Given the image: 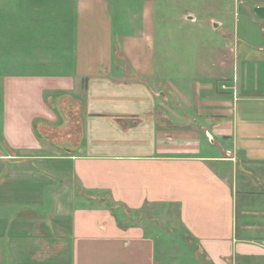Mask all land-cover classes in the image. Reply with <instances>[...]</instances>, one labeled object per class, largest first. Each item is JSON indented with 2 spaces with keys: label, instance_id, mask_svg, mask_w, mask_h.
<instances>
[{
  "label": "crops",
  "instance_id": "0c3cea01",
  "mask_svg": "<svg viewBox=\"0 0 264 264\" xmlns=\"http://www.w3.org/2000/svg\"><path fill=\"white\" fill-rule=\"evenodd\" d=\"M156 2L0 0L6 264H157L163 223L264 264V46Z\"/></svg>",
  "mask_w": 264,
  "mask_h": 264
},
{
  "label": "rangeland",
  "instance_id": "374dc122",
  "mask_svg": "<svg viewBox=\"0 0 264 264\" xmlns=\"http://www.w3.org/2000/svg\"><path fill=\"white\" fill-rule=\"evenodd\" d=\"M166 1V2H165ZM249 1V2H246ZM256 0H157L156 15L157 21L163 25H170L171 28L177 29L178 37L184 38L187 34V28L178 31L177 24L185 22L182 18L183 11L187 8L195 10L199 17H215L223 19L228 23L230 28H236L238 40L242 45H246L247 51L252 47L258 49V44L264 46V5L256 7ZM165 7V9H163ZM261 16V17H260ZM199 32V31H198ZM179 43V41H178ZM3 44V42H2ZM4 45V44H3ZM250 52V51H249ZM35 69V68H32ZM31 69V70H32ZM37 122V121H36ZM75 127H71L76 128ZM75 133V130H74ZM56 139H63L62 132L54 133ZM166 223L161 224L155 235L158 236L156 241V260L157 264H199L198 250L193 239L187 232L181 228H171L169 232ZM176 230V231H174ZM170 233V235H168ZM172 233L173 243H170ZM174 235V236H173ZM186 250L189 251L186 252ZM189 252V254H188ZM191 254V256H190ZM198 259L195 260L192 257ZM5 256H0V264H6ZM202 264V263H201Z\"/></svg>",
  "mask_w": 264,
  "mask_h": 264
}]
</instances>
